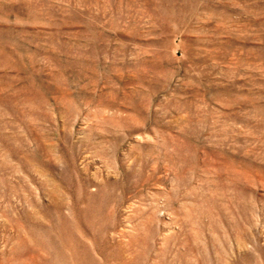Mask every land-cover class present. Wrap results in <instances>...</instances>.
Listing matches in <instances>:
<instances>
[{
    "label": "rangeland",
    "instance_id": "1",
    "mask_svg": "<svg viewBox=\"0 0 264 264\" xmlns=\"http://www.w3.org/2000/svg\"><path fill=\"white\" fill-rule=\"evenodd\" d=\"M0 264H264V0H0Z\"/></svg>",
    "mask_w": 264,
    "mask_h": 264
},
{
    "label": "bare ground",
    "instance_id": "2",
    "mask_svg": "<svg viewBox=\"0 0 264 264\" xmlns=\"http://www.w3.org/2000/svg\"><path fill=\"white\" fill-rule=\"evenodd\" d=\"M60 219H61V218H60ZM61 220H62V219H61ZM61 220H60V221H61Z\"/></svg>",
    "mask_w": 264,
    "mask_h": 264
}]
</instances>
